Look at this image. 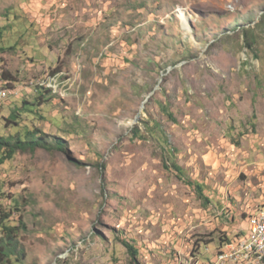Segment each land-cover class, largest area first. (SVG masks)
<instances>
[{
  "label": "rangeland",
  "instance_id": "rangeland-1",
  "mask_svg": "<svg viewBox=\"0 0 264 264\" xmlns=\"http://www.w3.org/2000/svg\"><path fill=\"white\" fill-rule=\"evenodd\" d=\"M0 77V135L65 147L0 164L17 264L203 263L264 209V0H0Z\"/></svg>",
  "mask_w": 264,
  "mask_h": 264
},
{
  "label": "trees",
  "instance_id": "trees-1",
  "mask_svg": "<svg viewBox=\"0 0 264 264\" xmlns=\"http://www.w3.org/2000/svg\"><path fill=\"white\" fill-rule=\"evenodd\" d=\"M1 50L4 51L3 48H1ZM3 81L6 80L4 79ZM39 105L42 106L41 103ZM28 111L34 112L30 109ZM18 115L19 114L15 112V114L11 116L12 123L17 127L19 126L16 120L18 119ZM39 148L46 150H65L64 141L61 138L55 136L48 137L47 134L39 129L27 130L24 136H22L20 132L10 136L0 135V164L14 159L19 152H35ZM166 167L168 168V166ZM173 167L181 178H184L186 184L195 188V191L201 199L204 198L205 201H208L201 184L186 179L183 169L177 164H174ZM12 216V211L0 209V264H17L25 257V252L21 250V243L19 240L21 231L24 228V222L20 220L17 224H12L10 222ZM230 240L231 239L225 238L221 243L229 242ZM126 245L134 264H140L137 260L139 256L138 250L130 244Z\"/></svg>",
  "mask_w": 264,
  "mask_h": 264
},
{
  "label": "built area",
  "instance_id": "built-area-1",
  "mask_svg": "<svg viewBox=\"0 0 264 264\" xmlns=\"http://www.w3.org/2000/svg\"><path fill=\"white\" fill-rule=\"evenodd\" d=\"M11 93L12 89L0 77V107L6 104ZM198 257L197 264H264V209L250 217L247 234L221 243L214 258L209 257L206 262L201 263V256Z\"/></svg>",
  "mask_w": 264,
  "mask_h": 264
},
{
  "label": "bare ground",
  "instance_id": "bare-ground-1",
  "mask_svg": "<svg viewBox=\"0 0 264 264\" xmlns=\"http://www.w3.org/2000/svg\"><path fill=\"white\" fill-rule=\"evenodd\" d=\"M180 12V11H179ZM182 16H183V14H182ZM184 17V16H183Z\"/></svg>",
  "mask_w": 264,
  "mask_h": 264
}]
</instances>
